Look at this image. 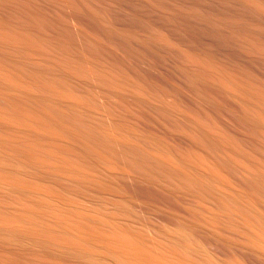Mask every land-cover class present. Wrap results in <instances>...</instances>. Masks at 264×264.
<instances>
[{
  "label": "bare ground",
  "instance_id": "6f19581e",
  "mask_svg": "<svg viewBox=\"0 0 264 264\" xmlns=\"http://www.w3.org/2000/svg\"><path fill=\"white\" fill-rule=\"evenodd\" d=\"M0 264H264V0H0Z\"/></svg>",
  "mask_w": 264,
  "mask_h": 264
}]
</instances>
